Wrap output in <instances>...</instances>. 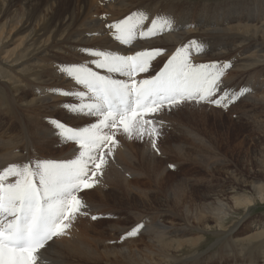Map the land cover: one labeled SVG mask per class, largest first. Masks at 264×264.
<instances>
[{
	"label": "bare ground",
	"instance_id": "bare-ground-1",
	"mask_svg": "<svg viewBox=\"0 0 264 264\" xmlns=\"http://www.w3.org/2000/svg\"><path fill=\"white\" fill-rule=\"evenodd\" d=\"M10 1L14 2V0ZM185 1L188 0H170L169 2L150 0L144 4L142 2L146 1L101 0L102 6L106 8L104 15L91 16L80 24L79 29L73 30V28V31L60 35L61 24L65 26L64 24L68 23L65 26L67 29L75 20L83 18L88 13L86 10L87 0H23L24 7L20 21L16 25H11V20H9V26L12 27H7V34L3 35V31V34L0 35V64H9V72L15 71L28 49H31L32 54L45 53L49 57L41 58V61L36 65L37 68L34 71L31 69L32 73L24 74L23 72L22 75L21 72L16 71L19 74L17 81L26 88L23 97L21 86L17 84L16 80L10 77H7L5 81L2 80L6 85L0 91V112L4 118V121H0V168L7 164L23 163L29 160H61L74 157L76 154L74 150L78 148V145L69 142L63 146L59 139L52 135V127L48 118L62 121V118L75 122L87 121V124L94 123L96 118L70 117L66 116L67 113L57 116L56 114L63 110L62 104L79 103V100L48 90L52 88H58L62 91L84 90L83 86L77 85L72 78L57 70V65L81 63L92 59L93 57L88 53L80 51L83 48L111 51L119 55H134L138 51L154 48L165 49L163 55L151 61V67L147 73L136 75V79L140 80L155 75L161 69L158 68L167 61L176 48L190 40H195L205 45V50L202 53L193 54L192 59L195 63H208L218 61L217 59H224L223 62H231L232 67L227 70L226 75L222 78V89H235V85L242 84V81L251 71L255 72V76H251V78L259 80L260 72L257 68L264 65V29L255 28L250 31L245 23L247 20H252L255 23L261 22V25L264 26V11L259 5H252L251 2L245 0L243 3L234 4L222 1L214 5L200 6L201 3L199 2L196 5L186 6ZM26 9L29 12L42 10L44 13L41 16L43 17L34 25L32 24L33 14L26 12ZM138 9L149 12L150 18L156 14L172 16L175 21V30L156 37L139 38L133 41L131 45L116 41L108 32L107 24L122 19ZM233 21L237 23L233 25L231 23ZM53 25H55L54 29L49 31ZM25 26H32L30 32L22 35V37L19 34L20 36L17 38L16 35L22 32ZM10 40L16 41L15 46L12 49L3 48L2 45ZM253 48L254 51L248 54V50ZM89 66L93 70L99 71L101 75L109 74L106 69H97L95 65L91 64ZM112 75L114 79H127L120 74ZM256 75L258 76L256 77ZM12 81H16V83ZM257 84L261 85L262 82L259 80ZM245 87L249 88L247 82L243 88ZM30 95L33 97L26 99ZM252 97L250 93L246 94L243 97L244 102H246V98L248 101ZM254 97H258V102L260 96L254 95ZM207 106L210 107V111L204 110ZM214 106L187 104L184 105L185 110L179 108L171 112L165 111L146 116L145 119L163 120L164 124L170 125L176 130L174 131L176 134L173 132L175 135H173L174 141L171 145L156 144L159 152L154 151L151 144L139 146L136 138L129 139L122 131L117 133L115 139L119 141V145L111 154L109 162L103 170V176L99 177L100 184L94 187L96 189L92 188L93 192L88 189L79 193L89 206V215L79 216L69 235L50 241L49 250H41V254L50 260L58 261L59 264H168L169 262L189 264L187 263L188 259L181 261L174 254L185 247L195 248L201 244L205 233L194 239L185 238L191 232L193 224H196L199 232H204L209 229L211 223H214L217 226L215 232L220 235L219 239L222 242L220 250L225 253L223 255L210 254V261H206L204 264H264V220L258 228L260 231L250 234L244 232V229L243 231L237 229L238 223L229 226L226 224L228 219L238 210H249L254 205L255 198L233 195L231 194L234 191L233 188L227 190V187L223 186L225 182H217L220 184L219 187L221 188L219 189L221 190L212 193V195L201 197L200 201L195 203L192 208L189 206V202L196 201L195 197L197 196V190L191 183L199 185H206L207 183L212 187V183H215L216 178H213L216 176V171L227 167L224 164L220 167L216 166L214 158L220 152L213 141L217 138L214 136L207 138L203 135L201 128L199 129V124H207L210 120V114L216 113L217 109ZM241 109V111H245L243 106ZM70 126H74V124ZM57 144L61 146L58 148ZM105 152L107 153V148ZM191 152H195L201 158L203 156L208 159L209 165L206 166V169L210 178L195 179L197 182H193L187 176L176 180L165 188L170 191L169 196L174 199L175 203V210L173 211L169 207L170 212L177 214V210L184 209L186 224L176 226L172 220L170 222L172 224L168 221H160L159 218L156 220L155 217L151 218L148 214L160 211L153 207L151 210L144 208L134 212V224L143 222L146 225L138 235V239L129 237L121 241L120 236L127 232L126 229L120 227L119 220L116 218L119 212L122 213V208H120L122 204H119L120 207L118 208L108 204L109 201L123 198L132 204L139 196L141 200L151 203V198L155 196L152 194L153 192L162 193L153 188V185L164 184L167 176L173 172H168L167 167H165L169 164L168 160H165L164 168L163 165H160L161 162L163 163V157H159L158 154L167 156L176 153L180 157H185L191 155ZM262 164L264 163L262 162ZM262 169H260L262 176L260 182L263 181L264 183V171ZM14 179L10 178V180ZM141 179H145L146 182L140 184ZM231 181L236 183L241 181V177L234 170L231 171ZM256 182L251 183L252 188L258 196L257 198L264 201V186L261 183L256 184ZM223 188L224 190H222ZM113 190L116 191L111 193ZM93 193L97 195L96 198L92 196ZM91 216L99 218L92 220ZM103 221L110 222V236L104 232L100 225ZM144 239L149 241L141 243ZM230 258L232 261H228Z\"/></svg>",
	"mask_w": 264,
	"mask_h": 264
},
{
	"label": "snow or ice",
	"instance_id": "snow-or-ice-1",
	"mask_svg": "<svg viewBox=\"0 0 264 264\" xmlns=\"http://www.w3.org/2000/svg\"><path fill=\"white\" fill-rule=\"evenodd\" d=\"M174 24L170 15L156 14L150 18L149 12L138 9L106 27L116 41L131 45L139 38L174 31ZM204 50V44L190 40L176 48L155 75L140 80L136 75L147 73L151 61L163 55L165 49L119 55L83 48L80 51L92 59L57 65L60 73L72 78L84 90L52 88L48 91L79 100V103L61 105L68 116L95 117L96 121L74 127L60 119L48 118L52 135L61 144L78 145L74 157L29 160L0 168V264H59L43 256L41 250L48 251L50 241L69 235L79 216L89 215V206L79 193L100 184L99 177L103 176L111 154L119 145L115 139L117 133L122 131L129 139L148 136L152 149L159 152L156 139L161 135L159 129L164 121L154 124L151 119H145L149 114L171 112L187 104L227 109L250 93L247 87L239 91L222 89V78L232 64L195 63L193 54ZM90 64L106 69L109 74L101 75ZM112 74L127 79H114ZM98 218L91 216L92 220ZM145 227L143 222L136 224L121 236V241L138 236Z\"/></svg>",
	"mask_w": 264,
	"mask_h": 264
},
{
	"label": "rangeland",
	"instance_id": "rangeland-1",
	"mask_svg": "<svg viewBox=\"0 0 264 264\" xmlns=\"http://www.w3.org/2000/svg\"><path fill=\"white\" fill-rule=\"evenodd\" d=\"M139 1H141V2L146 1V2H142V3L146 4L150 0H139ZM159 1L169 2L170 0H164V1L159 0ZM222 1L230 2L229 4L245 2V0H200V1L199 0H188V1H185L184 3H186V6H188V5H196V3L200 2L201 3L200 6H204V5H214V4L222 2ZM247 1L251 2L252 5H255V6L259 5V7L264 11V0H247ZM102 4L103 3L101 2V0H87L86 10L88 11V13L85 14L83 18L75 20L74 23L67 29L65 26L68 25V23H65L64 24L65 26H62V24H61L62 29L59 28V30H61L60 35H63L64 33L71 32V30L73 28H74L73 30L79 29L80 24L83 23V21L85 19L87 20V18H89L91 16L100 15V14L104 15L106 12V8L103 7ZM23 7H24L23 6V0H14V2H11L10 0H0V8H1L0 9V35L3 34V31H4L3 35H5L7 27L8 28L12 27V26H9V22H8L9 20H11L10 21L11 25L12 24L16 25L20 21L21 15L23 12V9H22ZM27 11L28 10L26 9V12ZM101 11H103V12L101 13ZM31 12L28 11V13H31L34 15V16L32 15V18H33L32 24L35 25V23L41 17H43L41 15L44 12L42 10L39 12H34V11H31ZM16 19H18V20H16ZM1 21H3V22H1ZM251 21L252 20L245 21L247 28L250 31L252 29L254 30L255 28H258V29L263 28L264 29V26L261 25V22L255 23L254 21H252V22ZM7 22H8V25H7ZM231 23L234 25L237 22L233 21ZM249 23H250V25H249ZM54 24L56 25V22ZM253 24L254 25L256 24V25L254 26ZM5 25H6V27H5ZM55 25H53L52 26L53 28L51 27L49 29V31L53 30ZM30 27L32 28V26H28V27L25 26V29L16 35L17 38L20 35H21L20 37H22V35L24 36V35L28 34L31 30ZM4 28H5V30H4ZM47 35L49 36V33ZM2 44H3V42L1 43V45ZM15 44H16V41L10 40L8 43H4L2 45V47L5 49H12L15 46ZM248 51L249 52H247V51L246 52L248 54H250L251 51L252 52L254 51V48L250 49ZM36 55L31 53V49H28V51H26V53L23 57L24 59L19 61V64L15 68V71L11 70V72H9L10 71V69L8 68L9 64H2L1 63L0 64V91H2L4 89L3 87L6 85L5 83H3L2 80L5 81V80H7V77H10V78H13V80L17 81L19 74L16 71L21 72L22 75H23V72H24V74L32 73L34 71V69L37 68L36 65L41 61V58L44 59V58L49 57L48 54H45V53H38ZM217 60L221 63H223V61H225L224 59H221L222 61L220 59H217ZM163 65L164 64H162L158 69L162 68ZM31 69H33V71H31ZM2 70H4V71H2ZM6 70H7V72H6ZM257 70L260 72L259 73L260 75L259 76L256 75V77L258 76L259 80L262 82L261 85L257 84V81H259V80H256V79L254 80V78L253 79L251 78V76H255L254 71H251L248 73V76L242 81L243 82L242 84H240L239 86H236L237 84L235 85V90L239 91L241 88H243L244 84H246V82H247L248 87L252 89V91L250 92V96L251 97L253 96V97L250 100L247 101V98H246V102H244L245 99L243 97H241L239 100L230 104L227 109L216 106L217 111L214 114L213 113L210 114V120L207 122V124H204V125H203V123L199 124V129L201 128V131L203 132L204 136H206L207 138H210L212 136H214V138H217V140L213 141L217 150L220 152L219 155H215V158H214V160L216 162V166L220 167L221 165L224 164L227 167L226 168H220V171H216V173H215L216 176L213 178V179H215V178L216 179L214 180L215 183H212V187L209 186L207 183H206V185H204V184L199 185L196 183H191V185L195 186V189L197 190V196L195 197L196 201L193 200V201L189 202L190 203L189 206L192 208L195 203H198L200 201L201 197H204L207 195H212V193H216V191L221 190V189H219V188H221V187H219L220 184H217V182H225V185H223V186L227 187V190H231L233 188L234 191L231 193L233 195L255 198V203L249 210L248 209L247 210H245V209L238 210V212L234 213L228 219V221L226 223L228 226L230 224L238 223L237 229H240L242 231L244 229V232H246L248 234L260 231V229H258V228L263 223V220H264V201L257 198L258 196L255 193V191L251 185L252 182L254 184V182H256V180H257L256 184L261 183L264 186L263 181L260 182V179L262 177L260 175V172H261L260 169L264 168V164H262V162L264 163V103H263L264 102L263 101L264 100V97H263V95H264L263 94L264 93V65L259 66L257 68ZM3 72L5 73V76H4ZM26 72H28V73H26ZM16 81H14V82L16 83ZM17 82H18L17 84H20V86H21L20 88H21L22 97H23V95L26 93V88L24 87V85L19 83V81H17ZM253 91H254V93H253ZM217 95H219V93ZM254 95L260 96V98L258 99V102H260V103L257 102L258 97L256 98V97H254ZM261 96H262V98H261ZM31 97H33V96L30 95L26 99H29ZM249 104H250V106H249ZM260 105H262V106H260ZM238 106H239V108H238ZM242 106H243V108H245L244 112L241 111ZM207 107L204 108L205 111H208L210 109V107H208V108ZM234 107H236V108H234ZM256 107H258V108H256ZM180 108H181V110H185L184 106H182ZM59 114L64 115V114H66V112L64 110H62L60 113H57L56 115L60 116ZM254 114H255V116H254ZM261 114H263V115H261ZM256 115L259 117H257ZM66 116H68V114H66ZM246 116H248V117H246ZM62 119H63V122L68 123V124L71 123L70 125L74 124V126H84L87 124L86 123L87 121L75 122L73 120H68L66 118H62ZM149 119H152V118H149ZM259 119H261V120H259ZM0 121H4L2 112H0ZM152 121H153V123L157 122V120H155V119ZM256 121H258V122L255 123ZM260 122H261V124H259ZM159 130L161 132V135L156 139V144L158 145L159 143L160 144L166 143V144L171 145L172 142L174 141L173 135L176 134L174 132L176 130L173 127H171L170 125H166L164 123H163V126L160 127ZM206 131H208V133H206ZM137 142L139 143V146L151 144V140L149 139L148 136H145L143 139H137ZM67 144H69V142L64 143L62 145L64 146ZM60 146H61L60 144H57L58 148ZM190 154L191 155H187L185 157H180L176 153H171L170 155H167V156H164L165 154H158L159 157H161V158L163 157V160H162L163 163L161 162L160 165L161 166L163 165V168H164V165H165L164 162H165V160L166 161L168 160L169 164H167L168 166L165 165V167H167L168 172H170V171L171 172L173 171V172L169 176H167L164 184H161V185L160 184H157V185L154 184L153 185L154 187L152 186L156 190H160V192H162V193L153 192L152 194H154L155 196H153L151 198V203L141 200L139 196H137L138 199L136 198V200L134 201L135 203H132V204L125 201L123 198H119L116 200H110L109 201L108 204H110L111 206H114V207H118V208L120 207L118 205L122 204V207H120V208H122V213L119 212V215L116 216V218H118L117 220H119L121 228L126 229V231L130 230L135 225L134 224L135 223L134 212L137 210L144 209V208L151 210L152 207L154 209L157 208L156 210H159L160 212H158V213L152 212V213L148 214L151 218L155 217L156 220L159 218L160 221L164 220V221H168V223H170L172 220L173 221L172 223L176 226H181V225L186 224V222L184 220V216L186 215V212L184 209L177 210L178 211L177 214L170 212L169 207H171L173 209V211L175 210V207H174L175 203H174V199L171 196H169L170 191H167L168 189H165V188H167L169 185L173 184L176 180H180V179L185 178L187 176L190 177L191 181H193V182H197V181H195V179H202V178L208 179V178H210V176L207 173L208 171L206 169V166L209 165L208 164L209 162H207L208 159L204 158L202 155H201L202 158L199 157L198 155H196L195 152H191ZM175 162L177 164H174V167H169V165H173L172 163H175ZM215 162H213V163H215ZM7 165H5V167ZM1 168H3V167H1ZM163 168H160V169H163ZM227 168H229V169H227ZM233 170L237 174H239V177H241V181H239L237 183L235 181H233V182L231 181V171H233ZM262 170L264 171V169H262ZM145 182H146L145 179H141L140 184L145 183ZM93 189H96V188H93ZM93 189H91V192L94 191ZM222 190H224V188ZM108 191H111V190L108 189ZM115 191L116 190H113L111 193H114ZM205 192H206V194H205ZM92 196L95 198L97 197V195L95 193H93ZM166 199H168V201H166ZM172 223H170V224H172ZM125 224H126V226H125ZM100 225H101L102 229L104 230V232L108 236H110V232H111L110 222L109 221H103L100 223ZM210 225L211 226L209 227V229L211 231L209 229H207L204 232H199V230H197L199 228L196 227V224H193V226L191 228V232H190L191 234L189 233L188 235H186L185 238L194 239V238L198 237L200 234L205 233L201 244L195 248L185 247L181 251L176 252L174 255H177L176 257L177 258L179 257L181 259V261H185L186 259H188L187 263H189V264H204L206 261H210V259H211L210 254L215 255L217 253L216 255H218V254L223 255V253H225V252H222V250H220L221 243H222L221 239H219L220 235L216 234V232H215V230L217 229V226L214 223H211ZM138 237L139 236L132 237V238L137 240ZM147 241H149V240L144 239L141 243H145ZM190 250H192V251H190ZM198 255H200V256H198ZM202 255H204V256L202 257ZM228 261H232V259L230 258ZM171 263L173 264L174 262H169L168 264H171Z\"/></svg>",
	"mask_w": 264,
	"mask_h": 264
}]
</instances>
